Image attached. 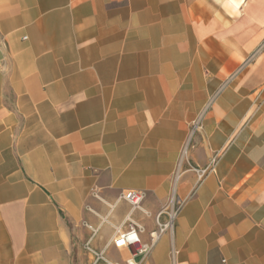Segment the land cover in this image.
<instances>
[{
  "label": "crops",
  "instance_id": "0c3cea01",
  "mask_svg": "<svg viewBox=\"0 0 264 264\" xmlns=\"http://www.w3.org/2000/svg\"><path fill=\"white\" fill-rule=\"evenodd\" d=\"M263 42L264 0H0V264H89L92 229L122 264L127 189L143 241L181 203L138 264H264Z\"/></svg>",
  "mask_w": 264,
  "mask_h": 264
},
{
  "label": "built area",
  "instance_id": "2783aa9c",
  "mask_svg": "<svg viewBox=\"0 0 264 264\" xmlns=\"http://www.w3.org/2000/svg\"><path fill=\"white\" fill-rule=\"evenodd\" d=\"M262 49H264V42L258 47L256 52ZM216 159L217 154L215 153L206 166L193 167L199 180L214 170ZM145 196V191L136 189L121 190L117 195L118 201H124L129 205V213L124 220L123 229L119 228L116 230L109 245L118 250H126L127 255L122 264H138V257L147 254L155 245L161 234L172 228L175 216L181 204L179 201H174L170 198L168 202L170 206L166 205L156 213L154 216L155 229L149 232L148 241H143L141 236L145 232V228L140 222L133 219L131 215L135 210L148 214L142 207ZM163 215L166 216V219H163ZM83 224L88 226L85 222ZM94 233L95 230L92 229V235L83 244L85 252L90 256L89 264H121L107 257L104 249L96 250L92 247L90 240Z\"/></svg>",
  "mask_w": 264,
  "mask_h": 264
},
{
  "label": "rangeland",
  "instance_id": "374dc122",
  "mask_svg": "<svg viewBox=\"0 0 264 264\" xmlns=\"http://www.w3.org/2000/svg\"><path fill=\"white\" fill-rule=\"evenodd\" d=\"M201 127H202V124L199 122V120L197 119V121L196 122H194V123H191V125L189 126V128H188V135H187V138H186V140H185V143H184V145H183V148H182V151H181V159H182V157L183 158H185L186 157V147L188 148V146L190 145V140L192 139V137H193V135H194V133H198L200 130H201ZM185 147V148H184ZM184 162H185V160H184ZM208 164V163H207ZM206 164V165H207ZM206 165H204V166H206ZM204 166H198V167H204ZM189 168H191L192 170H193V167H190L189 166ZM194 171V170H193ZM169 202V201H168ZM166 205H169V203H167ZM165 205V206H166ZM170 206V205H169ZM176 206V205H175ZM173 207V206H172ZM171 208V207H170ZM163 219H166V216L165 215H163ZM117 252H119L117 249H115ZM121 252L123 253V254H127L126 253V251L124 250V249H122L121 250ZM111 259H113V260H117V261H120V257H118V256H116V255H114V254H111L110 256H109Z\"/></svg>",
  "mask_w": 264,
  "mask_h": 264
},
{
  "label": "bare ground",
  "instance_id": "6f19581e",
  "mask_svg": "<svg viewBox=\"0 0 264 264\" xmlns=\"http://www.w3.org/2000/svg\"><path fill=\"white\" fill-rule=\"evenodd\" d=\"M185 148V147H184ZM183 152V151H182ZM117 229H119V228H117Z\"/></svg>",
  "mask_w": 264,
  "mask_h": 264
}]
</instances>
